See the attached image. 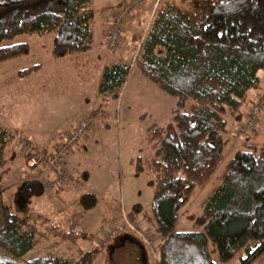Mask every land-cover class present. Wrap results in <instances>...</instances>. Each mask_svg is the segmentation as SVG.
<instances>
[{"label": "trees", "instance_id": "16d2710c", "mask_svg": "<svg viewBox=\"0 0 264 264\" xmlns=\"http://www.w3.org/2000/svg\"><path fill=\"white\" fill-rule=\"evenodd\" d=\"M91 2L0 0V62L28 52L27 44L8 43L21 35L52 33L54 59L88 52ZM131 40L134 58L107 63L97 94L101 102L116 99L132 65L176 100L169 122L147 129L151 157L134 161L135 173L144 169L150 174L158 263L226 264L235 258L239 264L252 263L264 252V142L257 147L244 141V149L236 150L227 161L220 182L203 202L200 231L175 232L174 227L177 212L223 159L226 116L239 115L247 93L257 89V73L264 72V0H188L185 8L167 1L154 10L143 37L133 34ZM38 67L18 71L17 77ZM188 101L192 103L184 113L181 110ZM98 110L100 105L92 113ZM15 132L19 133L0 127V180L7 172L6 149ZM17 190L24 197L42 193L35 182L24 183ZM2 191L0 188V264H94L95 249L81 253L75 261L51 255L21 261L37 239L85 241L86 233L79 224L82 216L74 212L61 226L37 214L22 220L3 204ZM77 203L88 211L97 199L84 192ZM140 212L139 205L131 206L129 219ZM208 242L218 263L209 257Z\"/></svg>", "mask_w": 264, "mask_h": 264}, {"label": "rangeland", "instance_id": "374dc122", "mask_svg": "<svg viewBox=\"0 0 264 264\" xmlns=\"http://www.w3.org/2000/svg\"><path fill=\"white\" fill-rule=\"evenodd\" d=\"M128 1L92 0V43L86 53L52 58V33L21 35L8 42L27 44L28 52L0 62V127L11 133L19 132H15L6 149L7 172L0 180L2 202L22 220L37 214L46 216L59 226L72 213H81L79 224L87 236L85 241L74 244L61 238L37 239L21 261L47 255L75 261L81 253L95 249L98 255L94 264H155L151 252L142 246L136 233L128 229L122 234L129 236L132 242L127 241L120 246L119 237L122 235L119 234L108 242V246L94 244L95 238L123 221L120 215L123 210L127 223L138 232L144 230L150 235L155 250L159 242L151 219L150 174L144 169L135 173L134 161L140 158L145 162L151 157L152 151L146 140L147 129L167 124L176 100L145 79L135 68L130 70L116 99L101 102L97 86L102 67L108 62H128L133 56L134 46L130 35L140 33L142 38L154 10L171 0H144L143 6L132 11L130 19L126 18L122 48L109 52L104 42L110 18ZM172 1L180 8H185L188 2ZM136 14L145 19L142 27V22L134 19ZM35 65L39 66L35 72L17 77L18 71ZM257 76V89L247 93L239 115L226 116V131L222 135L223 159L209 180L195 188L187 204L177 212L175 232L202 229L203 202L220 182L227 161L236 150L244 149V141L257 147L264 142V72L259 71ZM254 102H260L261 108L253 132L234 135L235 128L242 123L243 114ZM191 103L188 101L181 111L188 112ZM99 105L100 110L95 114L87 112ZM87 114L98 119V123L75 142L66 164L76 173L72 180L79 179L81 173L85 180L73 183V186L66 184L24 197L17 188L27 183L24 181L28 176H35L28 168L30 153L45 155ZM84 192L94 194L97 199L96 205L88 211H82L77 203L78 196ZM133 205H139L141 212L130 220L128 209ZM35 226L38 230L41 228L37 223ZM207 248L211 261L218 263L210 242ZM226 264H239V260L235 258ZM250 264H264V252Z\"/></svg>", "mask_w": 264, "mask_h": 264}, {"label": "built area", "instance_id": "2783aa9c", "mask_svg": "<svg viewBox=\"0 0 264 264\" xmlns=\"http://www.w3.org/2000/svg\"><path fill=\"white\" fill-rule=\"evenodd\" d=\"M144 0H129L126 2L121 10L112 15L110 18L109 26L105 33V48L109 52L119 51L122 48L124 34L123 29L125 27L126 18L130 19L134 10L139 9L143 6ZM132 66V65H130ZM260 102H254L247 108L242 117V123H240L234 130V135H242L246 131L253 130L254 126L257 124L258 113L260 109ZM98 123V119H95L92 115L87 114L79 119L76 125L63 137L62 141L56 143L46 151L45 155H33L35 152L30 153V160L28 168L33 170L35 176H28L24 182H36L40 186V190H48L53 187H61L66 184L76 183L78 181L82 182L83 177H78L79 179H71L76 173L67 167V159L72 146L77 140L84 137L90 129ZM25 139V138H24ZM26 140V139H25ZM25 148L28 149L26 145ZM33 165L35 167H33ZM121 211V210H120ZM122 220L120 223L116 224L113 228L102 233L94 240L95 246H108V242L113 241L117 236L123 235V231L128 229L129 231L135 232L137 237L140 239L142 246L151 252L155 264L158 263L156 257L155 246H152L153 239H150L144 230L138 232L133 226L127 223L124 210L120 214Z\"/></svg>", "mask_w": 264, "mask_h": 264}, {"label": "crops", "instance_id": "0c3cea01", "mask_svg": "<svg viewBox=\"0 0 264 264\" xmlns=\"http://www.w3.org/2000/svg\"><path fill=\"white\" fill-rule=\"evenodd\" d=\"M134 17H135V18H134L135 21L139 20V21L142 22V23H141V22H140V23L143 24V21L145 20L143 17L140 19V18H139V15H137V14H136V16H134ZM146 21H147V20H146ZM129 27H130V24H128V27H127V28H129ZM134 34H135V33H134ZM143 34H144V32H143ZM132 35H133V34H132ZM132 35H130L131 39H132ZM142 37H143V36H142ZM116 53H117V52H116ZM134 55H135V53H133V56H132L133 58H134ZM131 60H132V59H131ZM129 61H130V60H129ZM129 61H128V62H129ZM108 63H110V62H108ZM113 63H118V62H113ZM106 64H107V63H106ZM106 64H105V65H106ZM105 65H104V66H105ZM104 66H103V67H104ZM103 67H102V69H103ZM133 68H134L133 66H130V70H132ZM101 71H102V70H101ZM129 72H130V71H129ZM100 76H101V73H100ZM94 109H95V108H94ZM94 109L90 108L87 112H91V111L94 110ZM222 140H223V138H222ZM82 174H83V173H82ZM83 178H85V177L83 176ZM84 180H85V179H84Z\"/></svg>", "mask_w": 264, "mask_h": 264}, {"label": "water", "instance_id": "95a60500", "mask_svg": "<svg viewBox=\"0 0 264 264\" xmlns=\"http://www.w3.org/2000/svg\"><path fill=\"white\" fill-rule=\"evenodd\" d=\"M127 241L132 242L133 240L127 235H122V236L119 237L120 246H122L123 243L127 242Z\"/></svg>", "mask_w": 264, "mask_h": 264}]
</instances>
